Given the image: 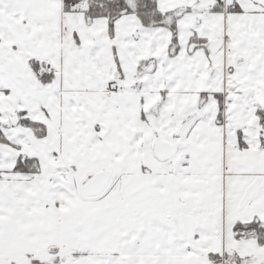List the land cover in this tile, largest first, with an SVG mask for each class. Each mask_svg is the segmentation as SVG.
I'll use <instances>...</instances> for the list:
<instances>
[{"label":"snow or ice","instance_id":"1","mask_svg":"<svg viewBox=\"0 0 264 264\" xmlns=\"http://www.w3.org/2000/svg\"><path fill=\"white\" fill-rule=\"evenodd\" d=\"M0 264H264V0H0Z\"/></svg>","mask_w":264,"mask_h":264}]
</instances>
